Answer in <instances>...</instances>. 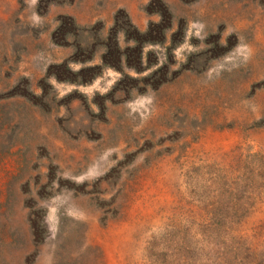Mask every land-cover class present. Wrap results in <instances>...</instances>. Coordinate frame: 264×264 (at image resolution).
<instances>
[{"label": "rangeland", "instance_id": "374dc122", "mask_svg": "<svg viewBox=\"0 0 264 264\" xmlns=\"http://www.w3.org/2000/svg\"><path fill=\"white\" fill-rule=\"evenodd\" d=\"M218 246L264 264V0H0V264Z\"/></svg>", "mask_w": 264, "mask_h": 264}, {"label": "trees", "instance_id": "16d2710c", "mask_svg": "<svg viewBox=\"0 0 264 264\" xmlns=\"http://www.w3.org/2000/svg\"><path fill=\"white\" fill-rule=\"evenodd\" d=\"M221 243H222V241H221ZM213 250H214V249H213ZM220 250H221V249H220V246H218V249H216V251H215V253H218L217 257H216L215 259H211V261H213L214 264L219 263L218 260L220 261V253H219ZM232 250H234V249H232ZM222 253L224 254L223 251H222ZM215 262H216V263H215Z\"/></svg>", "mask_w": 264, "mask_h": 264}]
</instances>
